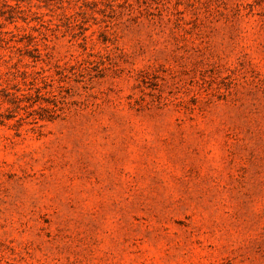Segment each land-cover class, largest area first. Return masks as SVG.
Returning a JSON list of instances; mask_svg holds the SVG:
<instances>
[{"label":"rangeland","instance_id":"374dc122","mask_svg":"<svg viewBox=\"0 0 264 264\" xmlns=\"http://www.w3.org/2000/svg\"><path fill=\"white\" fill-rule=\"evenodd\" d=\"M0 264H264V0H0Z\"/></svg>","mask_w":264,"mask_h":264}]
</instances>
